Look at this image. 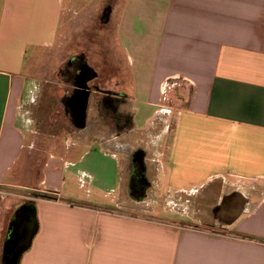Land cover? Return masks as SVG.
<instances>
[{
  "label": "crops",
  "instance_id": "obj_1",
  "mask_svg": "<svg viewBox=\"0 0 264 264\" xmlns=\"http://www.w3.org/2000/svg\"><path fill=\"white\" fill-rule=\"evenodd\" d=\"M104 3L0 0V264L21 210L34 235L18 264H264V0ZM105 14L122 87L93 72L85 126L66 89L64 129L36 133L24 61L83 55ZM90 101L105 146L84 130Z\"/></svg>",
  "mask_w": 264,
  "mask_h": 264
},
{
  "label": "rangeland",
  "instance_id": "obj_2",
  "mask_svg": "<svg viewBox=\"0 0 264 264\" xmlns=\"http://www.w3.org/2000/svg\"><path fill=\"white\" fill-rule=\"evenodd\" d=\"M119 1L105 0L104 4L105 6L110 5L113 7V4H115V2L119 3ZM112 7L109 8L110 11ZM110 11L108 12L110 13ZM108 15L106 16L105 14V21H101L102 23L99 24L98 29L95 27L92 28L95 33H92V30H88L85 33L83 32V39L86 41V46L83 49L84 54L78 55L76 59H70V57H67V55L73 53L78 48L77 45L70 44L71 46H67L65 50V57L62 56L63 53H61L62 55L60 54L61 49H59L57 45L58 48L48 53V55H46L45 52H41L38 53L36 58L27 57L24 61L23 74L35 78L36 91L33 103L23 106V115L25 117H31L34 121L35 128H33V130L36 133L44 132L46 134L52 133L54 135L60 131V129H64V121L61 116L63 111L61 96L64 90L67 89L71 91L72 89V83L68 80H70L74 73L73 67L75 64L83 62L86 66H90V68L92 67L94 69L91 68L96 75L98 74V79L95 80L93 84L98 85L99 90H102L103 87L106 90L114 88L119 89L122 87L121 83L114 84L112 78L113 71L108 70L109 65H112L113 63L118 65L121 62V58L118 57V54L112 49V45H115V39L112 28L107 25L108 22L106 18H108ZM78 29L80 31L81 28ZM68 44L69 43H67V45ZM115 48L120 52L118 46H115ZM119 70L120 73H122L126 70V67H119ZM66 81L70 84H67ZM99 93H102V91H99ZM91 102L92 101H90L89 104L87 123L84 130L89 133L91 140L96 136H100V143L105 146L106 143H108V134L110 132L109 113L100 105L97 106L96 103L94 104ZM65 119L68 118L65 117ZM69 128H74L72 123L69 125ZM65 142L66 138H63L61 144H64ZM55 148L56 147H53L52 151H55ZM8 201L15 200L8 198L5 199L3 204L7 205ZM207 229L211 233L226 232L225 229H215L211 226H208Z\"/></svg>",
  "mask_w": 264,
  "mask_h": 264
},
{
  "label": "water",
  "instance_id": "obj_3",
  "mask_svg": "<svg viewBox=\"0 0 264 264\" xmlns=\"http://www.w3.org/2000/svg\"><path fill=\"white\" fill-rule=\"evenodd\" d=\"M83 82L81 79L75 84V92L78 93L77 102H75L74 106L71 105V107L73 106V114L76 118L77 128H83L85 126L88 89L83 88ZM21 211L15 215V226H13L11 233L8 235L9 250L3 255L2 264H18L20 256L28 248L34 235V228L30 216L25 217V213Z\"/></svg>",
  "mask_w": 264,
  "mask_h": 264
},
{
  "label": "flooded vegetation",
  "instance_id": "obj_4",
  "mask_svg": "<svg viewBox=\"0 0 264 264\" xmlns=\"http://www.w3.org/2000/svg\"><path fill=\"white\" fill-rule=\"evenodd\" d=\"M71 65H70V67H71ZM73 69H74L73 70L74 73L72 74L70 80H68V81H70V83H72L71 86L73 88L71 89L72 91L67 92L68 96L66 97L65 100H66L67 104H69V102H71V100H73L72 105L74 106L75 102H77L76 100H77V95H78V93L75 92L76 91L74 88L75 84L82 79L84 81L83 82V88H87L89 90L88 91V93H89L91 86H88V83L91 80H94L95 74L93 73L92 70H89V68L83 62L82 63L79 62V63L75 64ZM68 81H66V83L70 84ZM73 106L72 107L69 106V108L72 110V113H73Z\"/></svg>",
  "mask_w": 264,
  "mask_h": 264
},
{
  "label": "trees",
  "instance_id": "obj_5",
  "mask_svg": "<svg viewBox=\"0 0 264 264\" xmlns=\"http://www.w3.org/2000/svg\"><path fill=\"white\" fill-rule=\"evenodd\" d=\"M9 250L8 240L3 244L2 253H7Z\"/></svg>",
  "mask_w": 264,
  "mask_h": 264
}]
</instances>
